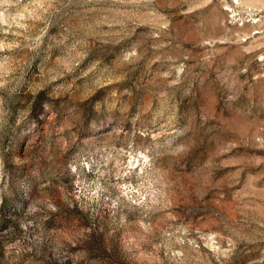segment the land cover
Returning <instances> with one entry per match:
<instances>
[{"label":"rangeland","instance_id":"374dc122","mask_svg":"<svg viewBox=\"0 0 264 264\" xmlns=\"http://www.w3.org/2000/svg\"><path fill=\"white\" fill-rule=\"evenodd\" d=\"M0 264H264V0H0Z\"/></svg>","mask_w":264,"mask_h":264}]
</instances>
